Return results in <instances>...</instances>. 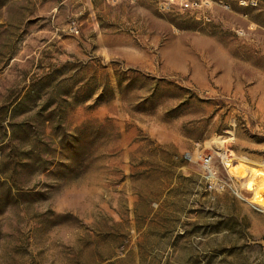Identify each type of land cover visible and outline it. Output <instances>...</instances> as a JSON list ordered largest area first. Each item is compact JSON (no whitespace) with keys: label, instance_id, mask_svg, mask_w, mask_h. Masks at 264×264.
<instances>
[{"label":"rangeland","instance_id":"rangeland-1","mask_svg":"<svg viewBox=\"0 0 264 264\" xmlns=\"http://www.w3.org/2000/svg\"><path fill=\"white\" fill-rule=\"evenodd\" d=\"M210 1L0 0V264H264V9Z\"/></svg>","mask_w":264,"mask_h":264},{"label":"built area","instance_id":"built-area-1","mask_svg":"<svg viewBox=\"0 0 264 264\" xmlns=\"http://www.w3.org/2000/svg\"><path fill=\"white\" fill-rule=\"evenodd\" d=\"M237 4L242 8H254V9H264V0H236ZM222 6L226 9H231L232 5L231 3L227 1H220ZM157 4L160 10L162 11H170L173 9H180V10H190V11H196L200 12L202 14V17L205 19H209V15L206 14V9L210 7L211 1L210 0H157ZM222 157V164L226 171L229 173L230 177L232 179H236L234 175H232L228 169V166L226 165L227 160H232L235 162V158L224 152L220 153ZM203 159V166L206 170H208L210 173H213L212 169V155H207L202 157ZM243 184L245 186L244 191L239 190L238 188L234 187L232 188L233 192L236 194V196L244 199L248 202V204L255 210L259 212H264V205L256 202L253 200V192L252 189L248 187V185L243 181ZM223 187V185H222Z\"/></svg>","mask_w":264,"mask_h":264},{"label":"bare ground","instance_id":"bare-ground-1","mask_svg":"<svg viewBox=\"0 0 264 264\" xmlns=\"http://www.w3.org/2000/svg\"><path fill=\"white\" fill-rule=\"evenodd\" d=\"M226 165L238 181H244L253 192V200L264 205V163L249 158H237L236 162L227 160ZM240 173H244L242 177ZM246 179V181H245Z\"/></svg>","mask_w":264,"mask_h":264}]
</instances>
